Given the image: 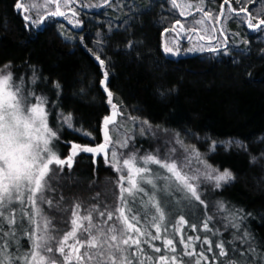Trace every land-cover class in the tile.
<instances>
[{
	"label": "trees",
	"instance_id": "trees-1",
	"mask_svg": "<svg viewBox=\"0 0 264 264\" xmlns=\"http://www.w3.org/2000/svg\"><path fill=\"white\" fill-rule=\"evenodd\" d=\"M193 1L199 5V0ZM221 1L204 0V10H216ZM15 4L17 0H0V65L9 64L14 82L22 79L26 91L46 98L48 123L58 131L61 157L69 152L67 141L89 146L101 141L103 118L112 112L107 96L111 91L117 110L124 117L135 118L133 122L117 117L118 123L133 124V132L145 126L143 121L171 129L184 143L194 145L208 162L232 173L234 179L220 187L200 190L207 207L184 199L182 194L167 197L157 193L166 213L164 220L157 221L162 225L160 233L152 226L154 210L139 201L134 206L141 218L138 227L160 237H141L142 241L149 240L142 243L145 253L154 261L160 255L179 257L184 251L180 242L183 236L185 243L208 257L201 264H217L225 258L216 256V245L224 241L229 254L235 255L231 249L248 247L239 238L244 232L249 233L256 253L264 251V26L259 31L250 30L232 13L227 26L233 33L226 49L168 56L162 49V32L183 17L176 1L110 0L96 10L81 7L83 27L70 29L68 37L58 31L55 19H45L40 29L30 25ZM241 5L254 17L258 12L264 16V0H240V4L231 0V7ZM105 71L107 91L102 83ZM33 75L35 85L30 84ZM61 114H71L73 128L61 123ZM136 131L134 142L141 150L146 152L159 144V139L147 131L143 135ZM81 132L91 133L94 140ZM63 174L74 178L62 180L60 192L66 207L68 201L79 203V214L85 216L94 205L100 210L117 205V175L102 154L79 153L71 168L63 166ZM220 202L226 206L224 210L219 208ZM37 207L53 216L39 201ZM180 216L188 223H179ZM92 217V223L105 231L113 223H104L106 217L95 212ZM208 217L211 232L202 226ZM57 219V227H62L71 217L67 212L58 213ZM82 222L87 226V221ZM71 227L68 224L64 230ZM79 236L85 239L80 231ZM188 236L201 239L187 240ZM205 237L212 241L211 251ZM165 239H173L176 253L165 248ZM21 243H25L23 237ZM152 246L160 247L161 252L155 253ZM86 250L93 251L87 246L80 249L81 253ZM248 258L261 264L255 256ZM183 264H194V258L184 257Z\"/></svg>",
	"mask_w": 264,
	"mask_h": 264
},
{
	"label": "snow or ice",
	"instance_id": "snow-or-ice-1",
	"mask_svg": "<svg viewBox=\"0 0 264 264\" xmlns=\"http://www.w3.org/2000/svg\"><path fill=\"white\" fill-rule=\"evenodd\" d=\"M74 2L75 0H24V3H17L14 7L25 13L23 19L30 25L40 26L49 16L65 17L68 13L62 10L63 8L69 9L75 16V10L70 7ZM173 3L175 4V0ZM236 3L240 4V0H236ZM203 5L204 0H199L197 11L203 13V17L196 20L199 25L205 24V18L219 23L224 17V5H228L229 12L235 15L245 14L249 29L259 31L264 26V16H260L259 12L257 17H254L246 6L241 5L238 9L231 7V0H222L220 11L215 16L210 11H205ZM192 6L191 3L185 5L186 8ZM30 9L37 18L27 14ZM45 11L46 15H43ZM180 14L184 15V12L181 11ZM254 19H257L256 23H253ZM79 23L77 20L76 25L79 26ZM176 26L183 29L181 22L176 20L173 28L165 29V32L175 31ZM190 31L195 32L196 29ZM209 31L212 33L208 35L209 42L219 39L214 36V25L211 30L205 29L206 33ZM219 31L223 33L225 30L220 28ZM224 41H227V36ZM222 44L225 49L228 47L226 42ZM164 50L173 52V49L167 46ZM200 50H203V45ZM208 50L217 52L220 49L209 46ZM96 59L104 65L105 62L99 56ZM9 68L10 65L0 66V264H177L178 260L179 264H183L184 257L194 258V264H201L202 259H208L203 251L197 253L195 247L185 243V238L181 236L180 242L184 244V251L179 257L160 255L154 261L142 247V243L148 244L149 240L142 241L141 237H150L151 240L160 237L138 227L141 218L134 206L142 201L145 208L154 210L152 226L160 233L162 225L157 221L164 220L166 213L163 203L157 199V193L167 197L174 193L182 194L184 199H194L204 205L198 192L199 184L202 181L213 182L218 188L221 182L227 183L234 179L230 171L220 172L213 168L203 159L199 150L194 145H186L178 133L169 143L179 145L182 149L180 156L176 155L175 147L167 145L163 154L160 149H156L143 156L139 155L134 142L135 133L127 129L123 122H117V117L122 120L131 119L133 122L135 118L124 117V113L118 111L117 105L113 104V93L107 91V71L103 73L102 83L113 110L103 118V142L89 146L67 141L65 143L69 152L61 158L58 131L50 127L47 121L46 98L36 95L35 91H26L22 79L14 82ZM36 79L33 75L30 84L35 85ZM56 87L59 88V85ZM61 123L70 129L73 128L70 115L61 114ZM141 123L147 125V121ZM144 131L143 126L138 129L140 135H143ZM117 132L119 135L114 140L113 135ZM81 135L94 140L91 133L81 132ZM212 150H215V144L212 145ZM79 153L102 154L118 173V203L111 210H100L94 205L86 210L87 215L81 217L79 203L68 201V206L64 205L65 198L60 192L63 187L62 180L71 181L74 178L63 174V166L71 168L74 157ZM193 163L199 167L193 168ZM37 201L40 205L47 206L53 216L49 217L42 208L37 207ZM219 208L224 210L226 206L220 202ZM65 212L69 213L71 219L65 220L62 227H57L60 223L57 214ZM93 212L99 217H106L104 223L113 221L107 231L92 223ZM54 219L56 223H53ZM210 219L211 217H208L202 221L203 229L208 232L212 231L208 225ZM82 221H87V226ZM179 223L188 222L180 216ZM68 224L72 226L71 230L65 231ZM190 226L193 230L196 229L195 224ZM233 227L239 226L233 224ZM78 231L85 237L83 242L77 238ZM22 237L24 244L21 243ZM70 238L75 242L69 244ZM239 238L247 243L248 247L243 250L231 249L235 255L229 254L224 241L216 245L219 249L216 256L225 258L217 264H255L249 256H255L264 264V251L256 253L250 243L249 233L244 232ZM193 239L201 238L187 237V240ZM204 243L209 245L207 250L211 251L212 241L205 237ZM163 244L170 252L176 253L173 239H165ZM85 246L93 251L86 250L81 253L80 249ZM152 250L155 253L161 252L160 247L152 246Z\"/></svg>",
	"mask_w": 264,
	"mask_h": 264
},
{
	"label": "rangeland",
	"instance_id": "rangeland-1",
	"mask_svg": "<svg viewBox=\"0 0 264 264\" xmlns=\"http://www.w3.org/2000/svg\"><path fill=\"white\" fill-rule=\"evenodd\" d=\"M105 1L106 0H75V2L70 6L71 9L75 10V12H76L75 16L72 15V12L69 9H67V8H63L62 9V10L66 11L68 13L64 18H66V20L70 23L71 26H68L63 21H57L56 25H57L58 31L63 36L68 37L70 29H74L73 27L79 28L81 26V22H82V20L80 18V15L82 13L81 7H83V8L84 7L85 8H96V7L100 6ZM175 1H176L177 5H178L180 11H183L184 14H187V13L195 11V9L198 6L197 2H195L193 0H175ZM21 3H24V0H21ZM187 3H191L193 6L191 8H186L185 5ZM221 3H222V1L219 3V6H218V8L216 10L205 9V11H210L215 16L220 11ZM51 7L54 8V6H51ZM233 8H236V7H233ZM45 13H46V11L43 14H45ZM27 14L28 15H32L33 18H37L35 16V13L31 9L29 10V13H27ZM231 14L232 13L229 12L228 6H225V8H224V17L221 19L219 24L216 23L215 20L208 21L205 18V24H203V25H199V24L196 23V20H198L201 17H203L202 12L196 11L194 14H192L189 17H184L183 16L182 19L179 20L181 22V24L183 25V29H181L180 26H176V30L175 31L165 32V44H164L165 46H164V48L166 46L172 48L173 52L172 53H168L167 52V53L169 55H173V56L200 51V46L201 45H203V49H208L209 46L218 47V48H224L222 42H226L228 44L229 36L233 33L232 31L228 30V26H227V21H228V18H230ZM238 16H240L242 23L246 24L245 14L242 13V14H240ZM48 19L49 20H53L52 17H48ZM77 20L80 22L79 26L76 25V21ZM256 22H257V20H253V23H256ZM174 24H175V22H174ZM213 25H214V27L216 29V32H217V35H215V33H214V36L219 37V39H212L211 42H209L208 35H212V33L210 31L208 33H206L205 29L211 30ZM171 28H173V26ZM220 28H223L225 31L223 33H221L219 31ZM190 29H196V31H198V33L190 31ZM190 32L191 33L193 32V33L190 34ZM200 36H204L205 38L204 39H200L199 38ZM225 36H227V41H224V37ZM3 65H9V64L5 63ZM3 65H0V66H3ZM8 71H11V69L9 68ZM36 95L43 97L42 95H39V94H36ZM31 99H32L31 96H29V100H31ZM111 108H112V106H111ZM46 111H47V109H46ZM67 115L71 116V114H65V116H67ZM47 121H48V116H47ZM123 124H124V126L127 129L133 130L135 128V126L133 124L128 125L127 122H123ZM149 125L151 126L150 128L148 127ZM131 127H132V129H131ZM144 129H145L144 132L147 131L148 135L155 136L157 138L156 140L159 139L158 140L159 144L155 143V146H153L152 148L148 147V151H146V152L141 150L135 144L136 148L138 149L139 155L143 156L146 153L154 152L156 149H160L161 150V154H163V150H164L166 145L170 146V147H175L177 156H180L182 154V149L179 147V145H176L175 143H169L170 141H172V137L175 134H177V132L172 131L171 129H166L164 127L152 126L151 124L145 125ZM164 130H167V131H164ZM135 131H136V129L134 130V132ZM136 132H137L138 135H140L138 133V130ZM117 135H119V132H117L116 135H113V139L114 140L116 139ZM179 138L182 139L180 136H179ZM101 142H103V136H102V139H101V141L99 143H101ZM186 145H192V144H186ZM124 151L127 152V150H124ZM202 157L209 165H211L215 169H218L220 172L228 170V169H220L217 166H215V165L211 164L210 162H208L207 159L203 155H202ZM61 158H64V157H61ZM107 161L109 162L108 159H107ZM192 167L196 168V167H199V165L193 163ZM116 175L118 176L117 172H116ZM223 183L224 182H221V185ZM207 186H209L210 188H215L213 182H203L202 181L199 184L198 192L200 193V190H206ZM80 216L83 217L82 215H80ZM77 238L81 239L82 242L84 241V239L80 238L79 231L77 232ZM74 242H75L74 239H71V238L68 241L69 244H72Z\"/></svg>",
	"mask_w": 264,
	"mask_h": 264
},
{
	"label": "water",
	"instance_id": "water-1",
	"mask_svg": "<svg viewBox=\"0 0 264 264\" xmlns=\"http://www.w3.org/2000/svg\"><path fill=\"white\" fill-rule=\"evenodd\" d=\"M110 0H106L104 3H102L100 6H98V7H96V8H84L85 10H96V9H98V8H100L102 5H104V4H106L107 2H109ZM17 3H21V0H17ZM229 7V6H228ZM177 8H178V10H179V13H181V11H180V9H179V7L177 6ZM224 11V10H223ZM20 13H21V15L23 16L24 15V13L20 10ZM187 14H189V13H187ZM187 14H184V15H181V16H186ZM43 15H46V13L45 14H43ZM55 18H57V19H59V18H62L68 25H70V23L64 18V17H55ZM220 23V22H219ZM218 23V24H219ZM44 26V23L42 24V25H40V27H39V29L40 28H42ZM71 26V25H70ZM246 26H247V23H246ZM248 28V27H247ZM167 29V28H166ZM249 29V28H248ZM250 30H252V29H250ZM165 44V30L162 32V49H163V51L166 53V51L164 50V45ZM166 55H168V56H170L169 54H167L166 53ZM181 55H184V54H181ZM181 55H177V56H181Z\"/></svg>",
	"mask_w": 264,
	"mask_h": 264
},
{
	"label": "flooded vegetation",
	"instance_id": "flooded-vegetation-1",
	"mask_svg": "<svg viewBox=\"0 0 264 264\" xmlns=\"http://www.w3.org/2000/svg\"><path fill=\"white\" fill-rule=\"evenodd\" d=\"M104 3V2H103ZM225 6H227V5H224V8H225ZM83 8V7H82ZM85 8V7H84ZM83 8V9H84ZM224 10V9H223ZM197 10L195 9V11H193V12H190L191 14H187L186 16H184V17H187V16H191L192 14H194L195 12H196ZM203 14V13H202ZM50 17V16H49ZM48 18V17H47ZM53 19H55V20H57V21H63V22H65L62 18H59V19H57V18H55V17H52ZM66 19V18H65ZM207 19V18H206ZM66 23V22H65ZM211 23V22H210ZM67 24V23H66ZM83 24H84V22L82 21L81 22V26L79 27V28H76V27H73L74 29H80L81 27H83ZM68 25V24H67ZM68 26H70V25H68ZM193 33V32H192ZM191 32H190V34H192ZM195 33H198V31H195ZM215 35H217V32L215 31Z\"/></svg>",
	"mask_w": 264,
	"mask_h": 264
},
{
	"label": "bare ground",
	"instance_id": "bare-ground-1",
	"mask_svg": "<svg viewBox=\"0 0 264 264\" xmlns=\"http://www.w3.org/2000/svg\"><path fill=\"white\" fill-rule=\"evenodd\" d=\"M165 49V48H164Z\"/></svg>",
	"mask_w": 264,
	"mask_h": 264
}]
</instances>
